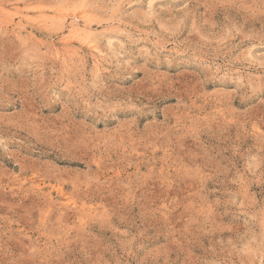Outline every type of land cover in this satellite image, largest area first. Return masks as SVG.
<instances>
[{"label": "rangeland", "instance_id": "374dc122", "mask_svg": "<svg viewBox=\"0 0 264 264\" xmlns=\"http://www.w3.org/2000/svg\"><path fill=\"white\" fill-rule=\"evenodd\" d=\"M0 264H264V0H0Z\"/></svg>", "mask_w": 264, "mask_h": 264}]
</instances>
